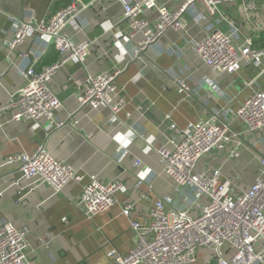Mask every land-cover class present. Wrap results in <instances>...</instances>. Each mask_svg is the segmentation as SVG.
Instances as JSON below:
<instances>
[{
  "label": "crops",
  "instance_id": "1",
  "mask_svg": "<svg viewBox=\"0 0 264 264\" xmlns=\"http://www.w3.org/2000/svg\"><path fill=\"white\" fill-rule=\"evenodd\" d=\"M124 1L85 0L88 6L80 13L83 26L80 29L66 27V34L75 42H90V48L83 64L68 60L51 78L50 84L62 101L58 117L67 123L48 130L46 119L12 121L11 113L3 108L10 93L26 81L19 69L25 63V54L39 55L37 69L59 58L53 38L34 31L14 50L5 42L13 37L14 18L35 26L43 17L64 7L65 0H0V224L10 221L18 227L29 226L30 264H113L114 259L109 255L112 250L127 254L137 237L130 220L122 213L123 206L134 203L133 217L143 219L154 199L175 194V181L163 171L155 148L171 146V138L182 134L190 123L212 117L214 121L226 120L242 141L239 146L236 142L218 146L212 154L202 158L199 170L221 167L223 177L232 182L237 192L255 180L264 146L255 144L258 135L250 134L243 122L226 115L222 109L240 106L251 91L247 83L258 68L244 64L238 73L217 74L202 62L192 44L203 38L212 26L226 32L236 26L257 41L259 29H264L263 0H258L256 11L246 10L239 1L223 3L221 12L200 23L194 22V16L201 10V4L196 3L183 15L185 31H168L156 46L138 57L133 55L135 42L125 33ZM185 1L159 0V4L176 10ZM144 14L151 21L157 17L155 11L147 10ZM113 69L120 70L117 95L127 99L118 117L114 119L107 107L95 109L85 105L80 108L78 87L88 74ZM206 78L217 83L226 96L209 85ZM178 79L184 80L189 90L182 88ZM261 83H264V75ZM132 128L137 130V136ZM41 145L54 158L66 160L83 173L85 179L80 183L69 182L59 193L46 184L29 186L19 167L6 163V158L17 152L32 153ZM123 149L127 152L123 153ZM138 159L142 162L136 166ZM92 174L104 182L121 180L124 185L117 194L118 204L88 218L78 208L77 201L83 184ZM147 175L153 176L151 182L137 188V179ZM143 193H149L150 197L143 198ZM175 195L178 205L185 207L181 197ZM199 210L195 207L192 213ZM47 232L52 237L49 248L42 246L39 240L40 235ZM206 251L209 250L201 249L193 264H202Z\"/></svg>",
  "mask_w": 264,
  "mask_h": 264
},
{
  "label": "built area",
  "instance_id": "2",
  "mask_svg": "<svg viewBox=\"0 0 264 264\" xmlns=\"http://www.w3.org/2000/svg\"><path fill=\"white\" fill-rule=\"evenodd\" d=\"M238 1L246 10H258V0H186L176 10L159 4V0H125L123 21L128 39L135 42L134 57L156 46L168 31H185L183 15L192 5L201 4L200 12L194 16V22L200 23L221 12L223 3ZM261 5L264 10V0ZM87 6L85 0H72L67 6L43 17L35 26L25 20L13 19V37L5 42L10 50L18 48L32 32L37 31L53 38L59 58L37 69L39 55L34 52L24 55L25 63L19 69L26 81L10 93L3 108L11 113L10 120L46 119L48 130L67 123L58 117L62 101L50 80L66 61L76 60L82 64L85 61L90 42H75L65 29L70 25L79 29L83 26L80 13ZM147 10L157 13L154 21L145 16ZM259 32L261 34L264 29L260 28ZM192 48L202 62L217 74L238 73L244 64L258 68L247 83L251 91L240 106L237 109L228 106L222 112L243 122L250 134L258 135L254 143L264 146V83H261L264 47L256 46L255 39L244 35L236 26L231 32L212 26L203 38L193 42ZM119 73V69H113L96 75L88 74L85 82L78 87L79 107H107L112 111L113 118H117L127 103V99L116 92ZM206 82L226 96L212 79L206 78ZM178 83L189 90L184 80L178 79ZM127 115L130 116V113ZM132 131L134 136L138 135L136 129L132 128ZM238 135L232 132L229 122L214 121L212 117L190 123L182 134L171 138V146L155 148L163 171L174 179L175 194L185 202V207H180L176 195L169 193L154 199L143 219H136L133 217L135 204L126 203L122 213L130 220L137 242L125 255L112 250L109 255L114 259L113 264H193L201 249L212 253L209 264H264V152H260L255 180L241 192H237L232 182L223 177L221 167L198 169L202 158L212 154L221 144L236 142L237 146L242 145ZM122 151L127 152L125 149ZM141 162L136 160V166ZM6 163L16 164L29 186L46 184L56 193L62 192L71 181L80 183L85 179L83 173L66 160L54 158L43 145L32 153L10 154ZM152 177L138 178L137 188L150 183ZM123 185L121 180L104 182L98 175L92 174L89 181L83 184L77 206L88 218H92L119 203L117 194ZM185 190L188 192L184 193ZM148 194L141 196L149 198ZM195 207L200 210L192 213ZM29 233L27 225L18 227L10 221L0 224V264H30ZM39 240L47 248L52 244L48 232L41 234Z\"/></svg>",
  "mask_w": 264,
  "mask_h": 264
},
{
  "label": "trees",
  "instance_id": "3",
  "mask_svg": "<svg viewBox=\"0 0 264 264\" xmlns=\"http://www.w3.org/2000/svg\"><path fill=\"white\" fill-rule=\"evenodd\" d=\"M71 1L72 0H65L66 5L69 4ZM255 45L258 47H264V32H262L260 34L259 38L257 39V41H255ZM211 264H213V263H211Z\"/></svg>",
  "mask_w": 264,
  "mask_h": 264
},
{
  "label": "rangeland",
  "instance_id": "4",
  "mask_svg": "<svg viewBox=\"0 0 264 264\" xmlns=\"http://www.w3.org/2000/svg\"><path fill=\"white\" fill-rule=\"evenodd\" d=\"M251 169H253L252 166H251ZM201 259H202V264H209L208 262L212 260V253L210 251H206V254H204Z\"/></svg>",
  "mask_w": 264,
  "mask_h": 264
},
{
  "label": "water",
  "instance_id": "5",
  "mask_svg": "<svg viewBox=\"0 0 264 264\" xmlns=\"http://www.w3.org/2000/svg\"><path fill=\"white\" fill-rule=\"evenodd\" d=\"M146 54V51L143 53V55Z\"/></svg>",
  "mask_w": 264,
  "mask_h": 264
}]
</instances>
